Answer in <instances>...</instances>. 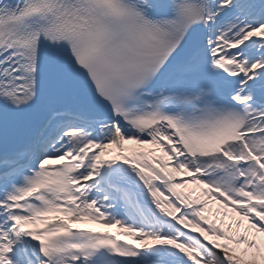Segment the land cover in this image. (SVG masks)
<instances>
[{
  "label": "snow or ice",
  "instance_id": "6c2138e0",
  "mask_svg": "<svg viewBox=\"0 0 264 264\" xmlns=\"http://www.w3.org/2000/svg\"><path fill=\"white\" fill-rule=\"evenodd\" d=\"M0 264H264V0H0Z\"/></svg>",
  "mask_w": 264,
  "mask_h": 264
},
{
  "label": "bare ground",
  "instance_id": "6f19581e",
  "mask_svg": "<svg viewBox=\"0 0 264 264\" xmlns=\"http://www.w3.org/2000/svg\"><path fill=\"white\" fill-rule=\"evenodd\" d=\"M147 147V146H146ZM193 187H195V186H193V185H189L188 186V188H186V189H181V190H183V191H188V190H190L191 188H193ZM210 209H211V212H208V213H206V214H208V215H212V217L214 218V219H216V216H215V212H216V210L220 207L218 204H216V203H212V204H210ZM219 222V221H218ZM85 225H94V226H97V227H99L100 228V226L99 225H95V224H85ZM111 231H114V229H112ZM125 238H127V237H125Z\"/></svg>",
  "mask_w": 264,
  "mask_h": 264
},
{
  "label": "rangeland",
  "instance_id": "374dc122",
  "mask_svg": "<svg viewBox=\"0 0 264 264\" xmlns=\"http://www.w3.org/2000/svg\"><path fill=\"white\" fill-rule=\"evenodd\" d=\"M210 217L213 219L212 215H210Z\"/></svg>",
  "mask_w": 264,
  "mask_h": 264
}]
</instances>
